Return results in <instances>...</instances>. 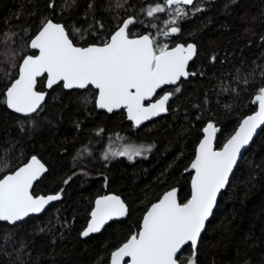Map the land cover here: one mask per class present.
<instances>
[{
	"label": "trees",
	"instance_id": "16d2710c",
	"mask_svg": "<svg viewBox=\"0 0 264 264\" xmlns=\"http://www.w3.org/2000/svg\"><path fill=\"white\" fill-rule=\"evenodd\" d=\"M156 3L167 8L164 0H0V100L18 71L13 65L34 54L28 44L43 22L62 24L80 47L101 45L130 17L129 37L154 39L172 19L167 11L147 16ZM180 7L187 15L168 37L171 43L194 44L196 55L188 67L192 76L180 82L179 92L171 90L163 117L134 128L123 112L97 111L92 89L65 91L61 85L29 116L0 103V178L35 156L46 173L32 194H60L40 216L17 225L0 221V264H108L111 252L165 192L177 188L180 203L189 198L185 172L203 127L219 128V149L254 112L252 99L264 86V0H194ZM37 90L45 91L44 78ZM117 134L126 143L151 145V151L132 160H104L105 149L119 141ZM105 195L121 198L126 218L82 238L94 200ZM190 256L187 246L179 263ZM196 264H264V126L217 200L198 242Z\"/></svg>",
	"mask_w": 264,
	"mask_h": 264
},
{
	"label": "snow or ice",
	"instance_id": "6c2138e0",
	"mask_svg": "<svg viewBox=\"0 0 264 264\" xmlns=\"http://www.w3.org/2000/svg\"><path fill=\"white\" fill-rule=\"evenodd\" d=\"M164 4L167 8L156 3L147 9V16L167 11L172 19L164 21L168 27L161 31L168 36L179 31L176 22L187 15L180 5H192L193 0H164ZM133 23V18L125 19L110 39L101 45L79 47L63 25L51 20L43 22L28 44L39 54L24 55L18 65H13L18 72L11 79L0 103H6L9 109L25 116L36 113L46 96V93L36 90L37 78L46 74L49 88L58 82H62L64 89L93 86L97 90L95 103L98 108L110 113L114 109H126L134 126L166 112V104L173 93H165L147 104L145 101L156 95L162 86L176 84L181 77L190 74L186 68L196 53V46L176 45L169 49L167 44L159 45L149 35L129 38L127 30ZM75 31L80 32L79 29ZM175 91L180 89L177 87ZM253 103H258V110L240 121L234 134L219 150L213 146L216 132L213 124L209 123L203 129L204 137L186 169L194 173L190 197L180 203L177 190L172 189L152 203L138 229L111 252V264H121L126 257L129 258L126 264H178L179 254L189 243L192 251L186 264H196L198 240L213 212L218 193L228 183L241 150L249 144L257 128L264 125V86L257 90ZM116 139L124 138L117 134ZM151 148V145L125 143L117 150L106 148L102 158L109 160L124 156L132 160L143 152L151 151ZM45 170V166L33 156L27 164L0 178V221L15 223L30 213H40L50 201L60 199L59 193L44 197L33 196L30 191L33 181ZM126 213L127 208L119 196H101L95 200L91 219L81 235L86 237L99 232L107 221L123 217Z\"/></svg>",
	"mask_w": 264,
	"mask_h": 264
},
{
	"label": "water",
	"instance_id": "95a60500",
	"mask_svg": "<svg viewBox=\"0 0 264 264\" xmlns=\"http://www.w3.org/2000/svg\"><path fill=\"white\" fill-rule=\"evenodd\" d=\"M193 2H194V0H193ZM185 6H190V5H185ZM128 19V18H127ZM53 22V21H52ZM54 23V22H53ZM57 24H60V23H57ZM122 24H123V22L120 24V26H122ZM62 25V24H61ZM119 26V27H120ZM130 26V25H129ZM118 27V28H119ZM118 28L115 30V31H117L118 30ZM40 30V29H39ZM38 30V31H39ZM114 31V32H115ZM128 31V30H127ZM113 32V33H114ZM38 33V32H37ZM36 33V34H37ZM112 33V34H113ZM35 34V35H36ZM175 34V33H174ZM174 34H171L170 33V35H174ZM34 35V36H35ZM142 35H147V34H142ZM33 36V37H34ZM111 36V35H110ZM110 36H109V38H108V40L110 39ZM138 36H141V35H138ZM138 36H134V37H129V38H136V37H138ZM151 38V37H150ZM29 43H30V41H29ZM188 44H192V43H188ZM188 44H186V45H183V44H180V43H177V44H175V45H173L172 47H170L169 49H171V48H174L176 45H183V46H187ZM194 45V44H193ZM77 46V45H76ZM88 46H90V45H88ZM88 46H85V47H88ZM80 47V46H79ZM29 48V47H28ZM29 51L30 52H32V53H34V54H39L38 53V50H35V49H31V48H29ZM195 55H196V53H195ZM195 55L193 56V58H192V60L194 59V57H195ZM192 60H190L189 62H188V65H187V68H186V71H188V67H189V64H190V62L192 61ZM18 72V71H17ZM190 76H192V74L190 73L187 77H181L180 78V80H178L177 82H176V84H171V85H164V86H162L160 89H158L157 90V93L159 92V91H161L163 88H166V87H174L175 85H177L180 81H184V80H187ZM44 78V89H45V91H44V93H46V96H47V92L48 91H50L52 88H54V87H56L57 85H61V87H62V89L63 90H65V91H84V90H86V89H64L63 88V84H62V82H58L57 84H55V85H53L51 88H49L48 86H47V77H46V74L44 75V76H41V77H38L37 78V82H38V80H40V79H43ZM88 88H90V89H92L93 91H95L96 92V95H97V90L93 87V86H89ZM87 88V89H88ZM36 90H37V85H36ZM38 91V90H37ZM156 93V94H157ZM96 95H95V99H96ZM164 95V94H163ZM162 95V96H163ZM46 96H45V99H46ZM154 97H155V95L150 99V100H147V101H145V103H150V102H153L152 100L154 99ZM170 98H171V96H170ZM170 100V99H169ZM253 100H254V97H253V99H252V105L253 106H255V110H254V112L256 111V110H258V103H253ZM45 101V100H44ZM44 101H42V103H41V106H42V104L44 103ZM169 102V101H168ZM168 102H167V104H168ZM167 104H166V108H167ZM94 105H95V108H96V110L97 111H102V112H105L106 114H113V113H119V112H121V111H123V113H124V115H125V120L127 121V122H129V123H131L132 125H133V122L132 121H130L129 119H128V117H127V110L126 109H123V108H121V109H114L111 113L110 112H108L106 109H101V108H98L97 106H96V103H95V101H94ZM5 106H6V108L11 112V113H13V114H15V115H18V116H25V115H23V114H21V113H16V112H14L12 109H9L8 107H7V105H6V103H5ZM40 106V107H41ZM40 109V108H39ZM38 109V110H39ZM253 112V113H254ZM166 113H167V111L166 112H162V113H160L159 115H157V116H154V117H151L150 119H148V120H145V121H142L141 122V124L139 125V126H134V127H136V128H138V127H140L141 125H144V124H146V123H149V122H151V121H154V120H156V119H158V118H160V117H163L164 115H166ZM253 113H251L250 115H252ZM34 114V113H33ZM30 115H32V114H30ZM29 116V115H28ZM247 116H249V115H247ZM245 118V117H244ZM243 119V118H242ZM241 119V120H242ZM240 123V122H239ZM209 124V123H208ZM208 124H206L204 127H203V129L208 125ZM214 126V128L216 129V132H215V134H214V137H213V146H214V148L216 149V146H215V143H216V138H217V136H218V133H219V128L218 127H216L215 125H213ZM239 126V124L237 125V127ZM263 126L264 125H260L258 128H257V130H256V132L254 133V135H253V138L251 139V141L249 142V144L248 145H246L242 150H241V154L238 156V159H237V163L234 165V167H233V171H232V173H230V175H229V180H230V178H231V176H232V174H233V172H234V170H235V168H236V166H237V164H238V162H239V160L241 159V157H242V155L248 150V148L250 147V145L252 144V142H253V140L255 139V137L259 134V132L261 131V129L263 128ZM236 127V128H237ZM203 129H202V131H201V134H202V136H201V139L204 137V132H203ZM236 130V129H235ZM235 132V131H234ZM234 132L232 133V134H234ZM231 134V135H232ZM230 135V136H231ZM229 136V137H230ZM200 139V140H201ZM200 142V141H199ZM199 142H198V144H199ZM226 142V141H225ZM224 142V143H225ZM223 143V144H224ZM197 144V145H198ZM223 144L221 145V147L220 148H222L223 147ZM196 148H197V146H196ZM196 148H195V151H196ZM219 148V149H220ZM219 149H217V150H219ZM194 156H195V152H194ZM194 156H193V159H194ZM192 159V160H193ZM31 160V158H29L24 164H27L29 161ZM24 164H22L21 166H23ZM190 164H191V162H190ZM190 164L188 165V167H187V169L189 168V166H190ZM21 166H19V167H21ZM18 167V168H19ZM18 168H16L15 170H17ZM46 169V168H45ZM14 170V171H15ZM13 171V172H14ZM12 173V172H11ZM11 173H9V174H11ZM46 173V170L44 171V172H42L41 174H40V176L36 179V180H34L33 181V186H32V188L30 189V191L32 192V190H33V187H34V184L37 182V181H39L41 178H42V176L44 175ZM186 174H188V175H190V179H189V197H190V195H191V177H192V175L194 174L191 170H189V171H186L185 172ZM3 178V177H2ZM229 180H228V182H229ZM228 186V183L226 184V186H225V188L224 189H222L221 191H220V193H218V196H217V200H218V198H219V196H220V194L222 193V192H224L225 191V189H226V187ZM173 189H176L177 190V200H178V202H179V199H178V189L177 188H173ZM172 190V189H171ZM171 190H169V191H171ZM168 192V191H167ZM166 193V192H165ZM34 196V195H33ZM163 196V195H162ZM161 196V197H162ZM44 197H47V196H44ZM96 200V199H95ZM95 200H94V202H93V206H92V209L95 207ZM59 201V199L58 200H54V201H50L45 207H44V209L40 212V213H30L28 216H26V217H24L22 220H19V221H16L15 223H8L7 221H2V222H5V223H7V224H9V225H17V224H19V223H22V222H24L25 220H27L28 218H31V217H37V216H40L49 206H51L52 204H54V203H56V202H58ZM156 203V202H155ZM216 204H217V202H216ZM216 204L214 205V208H213V212H214V210H215V208H216ZM92 209H91V211H92ZM213 212H212V214H213ZM91 213V212H90ZM212 214L210 215V217H209V219L205 222V226H206V224H207V222L210 220V218H211V216H212ZM126 216H127V213H126V215L125 216H123V217H119V218H113L112 220H109V221H107L102 227H101V230L99 231V232H94V233H90L88 236H82L81 235V237L82 238H87V237H89V236H91V235H96V234H98V233H100L101 231H102V229L106 226V225H108L110 222H115V221H119V220H122V219H124V218H126ZM143 218V217H142ZM91 219V215H89V220ZM88 220V221H89ZM141 221H142V219H141ZM141 221H140V223H141ZM87 225H88V222H87V224H86V227L83 229V231L87 228ZM205 229V228H204ZM204 229L202 230V232H201V235H202V233L204 232ZM82 231V232H83ZM81 232V233H82ZM201 237V236H200ZM200 237H199V240H200ZM199 240H198V242H199ZM187 246H189L190 247V249H191V245H190V243L189 244H187V245H185L184 247H183V249L185 248V247H187ZM120 247V246H119ZM183 249H182V251H183ZM116 250V249H115ZM182 251H181V253H182ZM191 251H192V249H191ZM180 253V254H181ZM179 254V255H180ZM129 260V258H125V261H122L121 262V264H126V262ZM108 264H111V254H110V256H109V262H108ZM178 264H180L179 263V261H178Z\"/></svg>",
	"mask_w": 264,
	"mask_h": 264
},
{
	"label": "rangeland",
	"instance_id": "374dc122",
	"mask_svg": "<svg viewBox=\"0 0 264 264\" xmlns=\"http://www.w3.org/2000/svg\"><path fill=\"white\" fill-rule=\"evenodd\" d=\"M111 35V34H110ZM170 35V34H169ZM109 38V37H108ZM152 38V37H151ZM155 42L159 45H163V44H167L168 47L171 46V41H170V38L168 36H165V35H162V36H158L156 38ZM108 40V39H107ZM104 41L106 40H103L101 43H103ZM126 142L119 140L118 142H115V144H113V147L112 146H109L108 148H110V150H117L119 149V147L122 145V144H125ZM143 155V153L141 154V156ZM118 157H124V156H118ZM136 157H140V156H136ZM134 157V158H136ZM124 158H127V157H124ZM133 158V159H134ZM128 159V158H127Z\"/></svg>",
	"mask_w": 264,
	"mask_h": 264
},
{
	"label": "flooded vegetation",
	"instance_id": "af4514ba",
	"mask_svg": "<svg viewBox=\"0 0 264 264\" xmlns=\"http://www.w3.org/2000/svg\"><path fill=\"white\" fill-rule=\"evenodd\" d=\"M177 43H179V42H175V43H172L171 44V46H169V48L170 47H172L173 45H175V44H177ZM180 44H183V43H180ZM188 44V43H187ZM183 45H186V44H183ZM188 72H189V70H188ZM190 73V72H189ZM192 74V73H191ZM183 81V80H182ZM181 82V81H180ZM180 82L177 84V85H175L174 87H166V88H163L161 91H159L156 95H155V97H154V99L152 100V101H154L155 99H158L160 96H162L163 94H165V93H168V92H171V90L173 89V88H176L177 86H179V84H180ZM95 92V91H94ZM95 95H96V92H95ZM147 104V103H146ZM121 112H123V111H121ZM134 128H136V127H134ZM139 128V127H138ZM190 176V175H189ZM190 178V177H189Z\"/></svg>",
	"mask_w": 264,
	"mask_h": 264
}]
</instances>
